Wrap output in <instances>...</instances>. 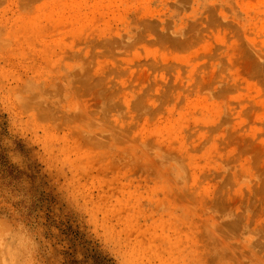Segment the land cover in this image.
I'll return each instance as SVG.
<instances>
[{"label": "rangeland", "instance_id": "obj_1", "mask_svg": "<svg viewBox=\"0 0 264 264\" xmlns=\"http://www.w3.org/2000/svg\"><path fill=\"white\" fill-rule=\"evenodd\" d=\"M0 212L47 264H264V0H0Z\"/></svg>", "mask_w": 264, "mask_h": 264}, {"label": "clouds", "instance_id": "obj_2", "mask_svg": "<svg viewBox=\"0 0 264 264\" xmlns=\"http://www.w3.org/2000/svg\"><path fill=\"white\" fill-rule=\"evenodd\" d=\"M47 255L39 225L0 212V264H47Z\"/></svg>", "mask_w": 264, "mask_h": 264}]
</instances>
